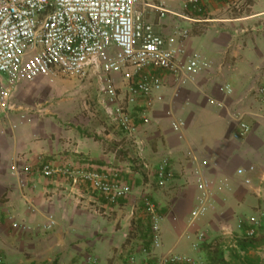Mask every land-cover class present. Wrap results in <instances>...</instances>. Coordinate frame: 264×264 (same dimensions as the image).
<instances>
[{
    "label": "crops",
    "instance_id": "obj_1",
    "mask_svg": "<svg viewBox=\"0 0 264 264\" xmlns=\"http://www.w3.org/2000/svg\"><path fill=\"white\" fill-rule=\"evenodd\" d=\"M185 1L155 0L171 13L162 18L153 12L147 19L165 37L176 26L187 28V52H200L214 65L193 83H180L169 73L155 71L163 79L161 93L151 108L136 107L147 118L139 127L142 150L135 156L140 154L144 166L140 179L135 177L136 186L127 159L125 173L113 165L118 148L137 147L132 139L118 144L108 138V148H104L99 138L81 134L79 126L64 127L40 115L24 121L14 118V124L7 115L0 117V255L5 264H86L89 256L97 259L94 264H129L131 255L146 264L143 244L131 245L136 234L141 235L137 218L146 217L143 195L166 209L163 248L182 252L186 244L178 243L181 238L197 239V230L216 220L221 225L233 221L242 206L243 187H251L255 177L264 178L260 172L264 167V111L256 94L264 82V0H203L204 12L191 13L192 19L182 17L188 13ZM256 80L260 81L255 87ZM227 84L232 94L226 93ZM16 95L22 104L32 106V85L22 83ZM238 113L252 127L243 139L234 138ZM177 119L186 123L181 132L171 126ZM163 159H168L174 177L160 186L156 169ZM43 162L118 171L133 191L110 204L89 184L45 177L39 170ZM25 165L29 170H24ZM251 166L255 171L245 174L252 179L247 185L236 172ZM200 177L214 179L218 185L213 207L191 221V211L199 203ZM223 185L231 190L225 191ZM50 216L56 224L49 229ZM132 224L135 232L129 238ZM143 234L142 243L149 238Z\"/></svg>",
    "mask_w": 264,
    "mask_h": 264
},
{
    "label": "built area",
    "instance_id": "obj_2",
    "mask_svg": "<svg viewBox=\"0 0 264 264\" xmlns=\"http://www.w3.org/2000/svg\"><path fill=\"white\" fill-rule=\"evenodd\" d=\"M184 8L188 13L182 17L192 19L191 13L204 12L203 0H186ZM153 12L162 18L171 13L155 0H0V111L9 113L20 108L13 99L16 86L22 81L60 76L96 80L106 114L119 123L141 151L142 142L137 137L129 107L141 105L149 109L153 106L164 87L162 77L155 71L169 73L180 83H193L214 65L200 52H187L186 41L190 36L187 28L176 26L166 37L156 33L147 19ZM116 73L126 76L123 93H119L116 85ZM224 88L228 94L233 92L230 85ZM256 94L264 111V82L257 86ZM142 114L147 121L144 111ZM236 115L239 127L234 138L243 139L252 127L240 113ZM171 126L181 132L186 123L177 119ZM24 170H29V166L25 165ZM39 170L48 178L61 176L73 185L89 184L110 204L133 191L132 185L124 182L118 171L61 167L51 162L41 163ZM254 171L255 167L251 166L238 169L236 174L244 176V182L251 185L252 179L245 174ZM156 177L160 186L173 179L168 159L158 164ZM217 185L214 179L199 178V203L191 211L192 221L213 207ZM221 188L231 190L226 185ZM142 203L149 222L151 246L161 249L163 217L148 195H143ZM55 224V218L50 216L46 228ZM261 225L259 218H252L246 236H256ZM204 235L203 232L197 234V242L192 245L194 250H199ZM143 251L148 253L147 249ZM3 260L0 255V264ZM167 260L208 264L201 258L191 261L171 251ZM96 261L89 256L86 264ZM128 263L139 264L135 255L130 256Z\"/></svg>",
    "mask_w": 264,
    "mask_h": 264
},
{
    "label": "rangeland",
    "instance_id": "obj_3",
    "mask_svg": "<svg viewBox=\"0 0 264 264\" xmlns=\"http://www.w3.org/2000/svg\"><path fill=\"white\" fill-rule=\"evenodd\" d=\"M262 72H264V64L261 67V74ZM114 78L116 85L119 87V93H123L126 89L127 83L125 74L116 73ZM259 81L256 80L254 82L255 87ZM22 83L32 85V106L22 104V102L17 99L16 93L17 90L22 87ZM13 100L16 104L18 103L17 105L22 104L21 109L9 113L0 111V117H2L4 114L7 115V118H9L8 120L13 124L15 123L13 122L15 121L13 120L14 118L24 121L25 119L30 120L31 116L40 115L48 121H52L54 124L64 127L70 128L79 126L81 129V134L99 138L104 148H108V138L113 139L118 144L127 143L126 139L130 138L129 135L123 129H121L119 123L106 114L102 106L101 99L98 95V85L96 80L60 76L58 78L40 77L33 81H22L16 86ZM136 107L137 106H130L129 113L136 127L137 137L140 138L139 127L140 124H142V122H146V120L142 116V111L137 110ZM132 145H134V143H132ZM117 150V161L113 165L120 169L122 173H125L126 171L124 169V164L125 160L127 159L126 161L132 164L131 168L134 175L133 183L136 186V179H138L143 174L142 169L144 166L143 160L140 158V154L137 157L135 156L137 153H139V149H137L136 146H131L129 149L125 146H122ZM260 172L262 176L264 173V167L260 168ZM243 188H245V191L242 192V206L238 207L233 221L227 220L224 225H221V221L216 220L217 222L215 224L205 225L204 230H197V234L199 232H203L205 234L204 239L200 242L199 250H194L192 247L193 243L197 242L195 237H192L191 239V237L185 236L181 238L180 241H178L176 237L174 242L178 241L180 245L186 244V247L182 252L174 251V254L180 257H186L191 261L201 258L207 262L206 256L204 252H202L205 243L220 242L225 248L226 255L229 257L230 249L234 248L239 240L246 237L249 223L254 217L259 218L262 224L258 234L263 233L264 178L261 179L255 177L251 187ZM156 205L160 215L166 212V209L164 210V208L158 205L157 202ZM137 220L140 223H138V230H140L139 235H141L139 238L138 234H136V239L138 240L135 239L132 241L131 245L134 247L143 244V248L148 249L149 253H144L145 258L143 259L146 264L184 263L167 260V258H169L170 250H167L166 248L153 249L151 246V241L149 242V240H144L142 243V239L144 237L143 232L145 233V239L148 238L147 235L149 234V222L147 216L142 218L138 217ZM140 225L143 229L142 232ZM148 236H150V234ZM170 247L171 246L167 248L169 249ZM252 253L264 259V245H260L256 249L252 250ZM129 254L130 253H127L126 256L129 257ZM2 264H5L4 260ZM57 264L59 263L57 262ZM186 264L193 263L186 262Z\"/></svg>",
    "mask_w": 264,
    "mask_h": 264
},
{
    "label": "trees",
    "instance_id": "obj_4",
    "mask_svg": "<svg viewBox=\"0 0 264 264\" xmlns=\"http://www.w3.org/2000/svg\"><path fill=\"white\" fill-rule=\"evenodd\" d=\"M133 230L132 224L129 238L135 232ZM148 233L150 234V229ZM148 235L147 237H149L148 240L150 242V236ZM260 245H264V232L252 237L246 236L244 239L239 240L236 246L230 249L229 257L226 255L225 248L220 242L205 243L202 252H204L208 264H264V259L252 253V250Z\"/></svg>",
    "mask_w": 264,
    "mask_h": 264
}]
</instances>
